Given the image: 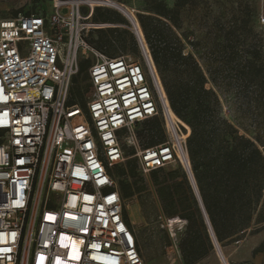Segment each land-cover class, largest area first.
Here are the masks:
<instances>
[{
    "label": "built area",
    "instance_id": "2783aa9c",
    "mask_svg": "<svg viewBox=\"0 0 264 264\" xmlns=\"http://www.w3.org/2000/svg\"><path fill=\"white\" fill-rule=\"evenodd\" d=\"M96 8L121 11L116 0H53L46 16L0 19V264H146L113 175L121 138L139 173L178 165L195 182L192 129L170 105L139 22L129 19L141 57H109L87 40L101 26L89 23ZM83 60L86 110L69 105ZM155 118L164 141L140 147L132 130Z\"/></svg>",
    "mask_w": 264,
    "mask_h": 264
},
{
    "label": "trees",
    "instance_id": "16d2710c",
    "mask_svg": "<svg viewBox=\"0 0 264 264\" xmlns=\"http://www.w3.org/2000/svg\"><path fill=\"white\" fill-rule=\"evenodd\" d=\"M193 3L194 0H174V6L170 8L165 0H145L144 12L137 16L170 105L174 113L192 129L189 155L203 207L183 171L179 172L180 181L159 187L163 213L170 219L179 216L187 222L180 243L184 264H196L213 251L208 222L218 245L222 246L228 240H241V234L250 228L255 215L259 217L264 208V153L254 140L241 135L219 113L218 94L213 88L207 87L209 78L195 57L185 52V46L177 33L181 28L182 11ZM91 20L95 24L114 26L106 31L99 29L97 40L87 39L98 50H112L117 43L126 44L128 41L136 48L133 33L129 30L120 31L121 24H128L118 13L96 8ZM124 35H128V39L122 38ZM244 52L251 58L246 60L249 78L262 80L264 59L261 50L249 46L244 48ZM107 54L117 57L116 52ZM89 66V61L82 62L80 73H86ZM262 90L264 95V87ZM69 105H79L86 110L84 93L72 89ZM146 123L156 125L150 128L149 133L153 134L156 130L160 136L158 141H153L147 147L163 142L161 121L155 118ZM128 165L134 181L119 187L121 195L124 202L135 196L140 198L149 224L147 230L152 225V219L143 200L146 187L135 180L138 163L130 161ZM161 171L163 169L153 171L151 175L157 177ZM156 184L159 185L158 182ZM125 217L131 227L126 209ZM136 237L142 251L141 237Z\"/></svg>",
    "mask_w": 264,
    "mask_h": 264
},
{
    "label": "rangeland",
    "instance_id": "374dc122",
    "mask_svg": "<svg viewBox=\"0 0 264 264\" xmlns=\"http://www.w3.org/2000/svg\"><path fill=\"white\" fill-rule=\"evenodd\" d=\"M0 1L5 3L9 0ZM116 1L133 11L137 21V16L144 12L145 0ZM165 1L168 7L174 6V0ZM52 10L53 0H32L15 9H9L6 13L7 18L25 13L46 16ZM110 10L118 13L121 19L128 24H121L120 31L129 30L133 33L137 46L135 48L129 41L126 44L117 43L114 49L107 48L104 53L108 55L107 52H116L117 56L133 55L140 58L138 39L129 19L119 9ZM263 11L264 0H194L192 5L182 11L181 28L177 33L185 46V52L195 57L209 78L207 87L213 88L218 94L219 113L233 124L241 135L254 140L264 153V95L262 90L264 78L262 80L249 78L246 60L251 58L244 52V48L249 46L257 47L261 50L264 59V27L258 22V15ZM91 19L89 23H93ZM99 25L101 26L91 28L86 32L87 39L97 40L100 35L99 29L106 31L114 27L111 24ZM122 38L128 39V35ZM84 61L86 60L82 62ZM76 79L77 83H73L72 89L80 90L85 96L90 88L87 72L80 73ZM155 126L145 122L132 130L140 147H147L152 145L153 141L159 140L160 136L156 130L153 134L149 133L150 128ZM121 147L125 154V162L113 169V175L119 187L134 181L130 176L128 163L130 161L138 163L135 157V146L121 138ZM182 171L184 172L180 166L170 165L163 168L157 177H153L151 173L143 175L139 171L135 172V180L146 187L143 200L151 214L150 229L145 230L149 224L138 196L126 200L125 209L131 229L138 237H141V249L146 264H184L180 243L187 225H183L186 220L179 216L168 218L163 213V202L159 195V187L180 181L179 174ZM157 182L159 185L156 184ZM251 235L261 236L259 248H264V208L259 217L255 215L250 228L241 234V240H228L222 246L219 245L228 264H232L233 254L241 241ZM196 264H224V262L214 246L213 251Z\"/></svg>",
    "mask_w": 264,
    "mask_h": 264
},
{
    "label": "crops",
    "instance_id": "0c3cea01",
    "mask_svg": "<svg viewBox=\"0 0 264 264\" xmlns=\"http://www.w3.org/2000/svg\"><path fill=\"white\" fill-rule=\"evenodd\" d=\"M30 2H32V0H9L5 1V3L0 1V9H2V11H0V19L8 17L6 12L9 9H15L21 4ZM260 237L261 236L251 235L241 241L240 246L233 254L232 264H264V248L259 252H255L261 245V243H259Z\"/></svg>",
    "mask_w": 264,
    "mask_h": 264
},
{
    "label": "water",
    "instance_id": "95a60500",
    "mask_svg": "<svg viewBox=\"0 0 264 264\" xmlns=\"http://www.w3.org/2000/svg\"><path fill=\"white\" fill-rule=\"evenodd\" d=\"M131 18H132V17H131ZM131 20H133V19H131ZM192 186H193L194 192H195V194H196V196H197V198H198V200H199V202H200V204H201V206H202L201 198H200V195H199V192H198L197 186H196V184H195L194 181H193V185H192ZM202 207H203V206H202ZM205 216H206V215H205ZM206 220H207V222H208V218H207V216H206ZM208 225H209V228H210V234L212 235L213 244H214V246L216 247V249L218 250L219 255L221 256L222 260L225 261V260H224V256H223V254H222V252H221V249H220V247H219V245H218V243H217V241H216V239H215V237H214V234H213V231H212V229H211V227H210L209 222H208ZM224 263L227 264L226 262H224Z\"/></svg>",
    "mask_w": 264,
    "mask_h": 264
},
{
    "label": "bare ground",
    "instance_id": "6f19581e",
    "mask_svg": "<svg viewBox=\"0 0 264 264\" xmlns=\"http://www.w3.org/2000/svg\"><path fill=\"white\" fill-rule=\"evenodd\" d=\"M120 8H121V11L125 14V16H126L128 19H132L133 17H135L134 14H133V11H131L130 9H128L126 6L120 4ZM131 17H132V18H131ZM140 29H141V27H140ZM141 32H142V35L144 36L142 29H141ZM224 260H225V259H224ZM223 262H226V260L223 261ZM226 263H227V262H226ZM224 264H225V263H224Z\"/></svg>",
    "mask_w": 264,
    "mask_h": 264
}]
</instances>
